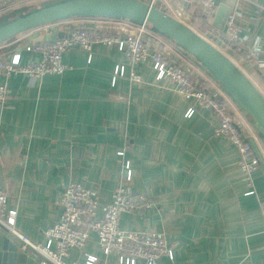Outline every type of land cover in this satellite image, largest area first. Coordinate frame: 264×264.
I'll list each match as a JSON object with an SVG mask.
<instances>
[{
    "label": "crops",
    "instance_id": "obj_1",
    "mask_svg": "<svg viewBox=\"0 0 264 264\" xmlns=\"http://www.w3.org/2000/svg\"><path fill=\"white\" fill-rule=\"evenodd\" d=\"M42 1L27 0L18 8ZM141 1L171 10L179 4ZM215 2L217 8L223 5L235 14L241 35L258 48L259 62L264 63V0ZM84 24L121 36L131 25L107 19ZM59 30L52 25L19 35L0 45V58L21 51L25 63L29 55L21 48L24 44L41 42ZM146 39L190 65L202 80L213 81L168 41L155 34ZM62 60L67 71L32 84L20 75L9 80L0 75L8 92L0 106V190L7 193V209L16 212L15 230L30 242L45 245L43 232L59 219L58 198L69 182L99 190L98 218L111 192L123 182L132 193H144L156 203L141 213L122 214L119 226L164 234L173 259L162 258L159 264H264V166L253 173L255 194L248 195L239 152L214 137L216 120L211 112L196 108L186 117L194 101L179 96L168 79H157L150 61L133 68L141 82H130L131 68L114 48L95 45L87 53L74 47ZM118 66H124V76L113 82ZM243 73L264 96V79L250 66ZM257 146L264 165V147L260 142ZM124 161L131 172L128 182ZM83 252L102 258L94 234ZM65 261L85 264L77 249L70 250ZM107 263L117 264V258L111 256ZM0 264L39 263L0 228Z\"/></svg>",
    "mask_w": 264,
    "mask_h": 264
},
{
    "label": "built area",
    "instance_id": "obj_2",
    "mask_svg": "<svg viewBox=\"0 0 264 264\" xmlns=\"http://www.w3.org/2000/svg\"><path fill=\"white\" fill-rule=\"evenodd\" d=\"M26 1L0 0V14L8 13ZM176 1L179 3L178 9L173 12L187 19L195 16L211 27L210 22L217 8L215 0ZM86 20L89 19H73L41 27L57 26L63 37H56L53 42L24 44L21 48L29 55L25 63L21 62V51L0 58V75L5 80L20 75L31 84L44 76L62 75L69 69L62 60L66 51L76 47L90 53L95 45L114 48L124 54L131 68L128 80L132 83L141 82V77L133 68L150 61L157 79H168L179 96L194 101L186 117L192 116L196 108L211 112L216 120L214 137L224 139L237 148L240 155L238 166L250 188L247 194H255L251 178L253 173L264 166L263 158L256 152L260 141L221 86L213 79L202 80L190 65L172 58L161 45L152 44L150 39H146L152 33L145 27L130 25L127 34L121 36L108 34L100 27H88L84 24ZM213 40L218 47L213 46L242 72L250 66L251 70L264 77V63L259 62L260 51L256 46H251L247 36L241 35L235 23V14L228 15L223 31ZM122 76L124 66H118L112 81ZM7 100V87L3 83L0 84V106ZM124 152L119 151L117 155L123 156ZM123 169L125 182H128L131 178L129 162H123ZM99 196L97 188H86L77 182H69L58 198L61 215L52 227L43 232L46 244L40 245L30 242L15 230L16 212L7 209V193L0 190V228L16 239L22 250L36 255L39 264H72L65 261L72 249L82 252L85 264H108L107 259L111 256L117 258V264H159L162 258L173 259V250L164 234L126 231L119 226L122 214H137L154 208L156 203L150 197L144 193L134 194L125 183L120 182L111 192L110 201L103 206L101 218H98ZM92 234L97 238L102 258L83 252Z\"/></svg>",
    "mask_w": 264,
    "mask_h": 264
},
{
    "label": "water",
    "instance_id": "obj_3",
    "mask_svg": "<svg viewBox=\"0 0 264 264\" xmlns=\"http://www.w3.org/2000/svg\"><path fill=\"white\" fill-rule=\"evenodd\" d=\"M229 9L220 5L211 26L222 32ZM73 19H107L145 27L190 57L222 88L247 119L264 147V96L251 80L215 46L189 26L141 0H45L0 16V45L45 25ZM57 33L39 39L53 42Z\"/></svg>",
    "mask_w": 264,
    "mask_h": 264
},
{
    "label": "rangeland",
    "instance_id": "obj_4",
    "mask_svg": "<svg viewBox=\"0 0 264 264\" xmlns=\"http://www.w3.org/2000/svg\"><path fill=\"white\" fill-rule=\"evenodd\" d=\"M159 9L160 10H163L164 12H166L169 15H171L172 17L178 19L179 21H182L183 23H185L186 25H188L190 28H192L194 31H196L199 35H201L202 37H204L208 42L212 43V45H215L216 47H218L217 44H215V41L214 40L209 39L208 37L204 36L201 33L202 31H200V29L198 28V26L192 23V19H193L192 16L187 19L185 16H182L181 14H177V13L173 12L168 7L162 6V8H159ZM195 20H197V19H195Z\"/></svg>",
    "mask_w": 264,
    "mask_h": 264
},
{
    "label": "trees",
    "instance_id": "obj_5",
    "mask_svg": "<svg viewBox=\"0 0 264 264\" xmlns=\"http://www.w3.org/2000/svg\"><path fill=\"white\" fill-rule=\"evenodd\" d=\"M197 19V20H195ZM192 23L197 25L198 28L200 29V31H202L201 33L208 37L209 39H214L215 37L219 36V32H216L215 30H213L208 24L206 21L204 20H200L198 18H196L195 16H193V19H192ZM263 79L264 77L261 76Z\"/></svg>",
    "mask_w": 264,
    "mask_h": 264
}]
</instances>
